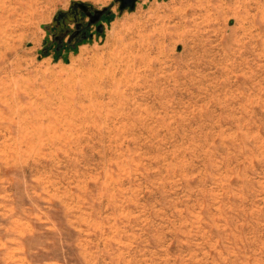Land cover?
Here are the masks:
<instances>
[{
	"label": "rangeland",
	"instance_id": "374dc122",
	"mask_svg": "<svg viewBox=\"0 0 264 264\" xmlns=\"http://www.w3.org/2000/svg\"><path fill=\"white\" fill-rule=\"evenodd\" d=\"M118 6L0 0V264H264V0Z\"/></svg>",
	"mask_w": 264,
	"mask_h": 264
},
{
	"label": "flooded vegetation",
	"instance_id": "af4514ba",
	"mask_svg": "<svg viewBox=\"0 0 264 264\" xmlns=\"http://www.w3.org/2000/svg\"><path fill=\"white\" fill-rule=\"evenodd\" d=\"M92 7V5H86L84 11L83 7L76 3L75 5L71 4V7L67 10L57 12L55 16L57 25L53 29L47 28L50 36L46 41V47L43 52H48L50 46L57 53L64 51V49L71 50L76 48L79 42H84L95 35L93 31H96L97 24L102 21L101 17L107 15V13L104 12L100 16L101 20L97 23L92 22L88 25L91 19H97L93 15L89 16L90 12L93 14Z\"/></svg>",
	"mask_w": 264,
	"mask_h": 264
},
{
	"label": "water",
	"instance_id": "95a60500",
	"mask_svg": "<svg viewBox=\"0 0 264 264\" xmlns=\"http://www.w3.org/2000/svg\"><path fill=\"white\" fill-rule=\"evenodd\" d=\"M118 1H119V6L118 7L121 10H123L125 8L132 9L136 5V1L137 0H118ZM76 3H78L79 5H81L83 7L84 11H85V8H86V5L87 4H84V3H81V2L76 1V2H73L72 5H75ZM104 12H106L107 15H109L111 13V11L107 8V6H104V8H102V9H95V8H93V14L90 12L89 13V16H92L93 15L97 19L96 20L91 19L90 22H88V25H90L92 22L93 23H97L98 21H100L101 20L100 16ZM102 28H103V25H102L101 22H99L97 24V26H96V31L97 32H100L102 30Z\"/></svg>",
	"mask_w": 264,
	"mask_h": 264
}]
</instances>
